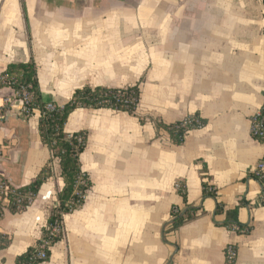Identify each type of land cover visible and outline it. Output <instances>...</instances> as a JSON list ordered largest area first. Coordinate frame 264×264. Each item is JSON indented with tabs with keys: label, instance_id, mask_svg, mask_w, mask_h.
<instances>
[{
	"label": "crops",
	"instance_id": "1",
	"mask_svg": "<svg viewBox=\"0 0 264 264\" xmlns=\"http://www.w3.org/2000/svg\"><path fill=\"white\" fill-rule=\"evenodd\" d=\"M32 61L45 104L63 107L86 86L140 89L135 116L70 115L65 132L87 133L80 162L92 185L41 264H227L228 245L238 249L234 264H264V187L250 177L264 157L252 137L264 105L263 0H0V74ZM20 107L0 129V178L17 189L52 159L41 112L27 116ZM196 114L208 124L180 146L157 129V121ZM52 165L27 210L5 209L0 264H16L42 238L63 187L58 161ZM204 183L216 197L204 196ZM242 201L239 221L253 229L240 236L217 208ZM186 206L199 209L197 218L171 231L173 208Z\"/></svg>",
	"mask_w": 264,
	"mask_h": 264
},
{
	"label": "trees",
	"instance_id": "2",
	"mask_svg": "<svg viewBox=\"0 0 264 264\" xmlns=\"http://www.w3.org/2000/svg\"><path fill=\"white\" fill-rule=\"evenodd\" d=\"M4 74L14 81L16 91L20 92L22 87L31 88L30 90L34 94V99L30 104V109L32 112L34 110H39L41 112L39 132L43 144L48 147L52 157L50 163L30 185L19 188L16 191L11 197L10 204L6 206V209L12 213H20L27 210L39 194L42 185L53 177L52 164L55 160L58 161L60 166V177L63 181V187L57 195L58 205L51 211L48 222L49 230L45 228L42 238L36 245L29 248L16 260V264H41L43 262L35 260V258L41 251L42 245L48 242L49 248H52L64 237V233L57 237H51V228L56 222L63 224L65 215L73 213L84 205L86 194L92 185L88 175L82 170L80 162V157L87 147V133L84 131L73 134L65 132V126L70 115L78 109H110L135 116L140 100V89L138 86L127 89L108 87L91 88L86 86L82 89H77L71 100L63 107H59L53 112H47L46 104L42 101L37 80V67L33 61L31 63L11 64L7 67ZM255 117L252 119V137L264 145V135L259 137L256 136L254 132L256 119L258 123L264 127V105L261 109V116ZM207 124L208 120L203 119L199 114L173 124H165L160 121L156 122L157 129L166 131L173 144L177 146L185 142V138L190 131L202 129L206 127ZM80 138H83V140L80 141ZM261 161H264V157ZM250 177L259 181L264 187V178H261L260 175L254 172ZM181 185L182 188L178 189V191L185 205H187L186 187L183 183H181ZM203 187L205 197H216L215 189L211 192L208 191V184L206 183L203 184ZM21 199L22 201H19ZM261 204L264 206V196L261 197ZM245 205H247V203L242 201L235 209L225 210L224 207L219 204L217 214H225L226 220L224 226L229 230H231L233 226H238L240 228L238 231L240 234H242V231H245L244 234L249 235L253 227L243 225L239 221V210ZM198 212L199 209L188 206H186L184 211H180L179 208L174 207L172 210L173 219L170 224V230L173 232L177 231L187 222L195 220ZM1 218L2 217H0V220ZM7 246L8 241L6 243L0 241V251L7 248ZM50 255L51 250L49 249L47 261L50 259Z\"/></svg>",
	"mask_w": 264,
	"mask_h": 264
},
{
	"label": "built area",
	"instance_id": "3",
	"mask_svg": "<svg viewBox=\"0 0 264 264\" xmlns=\"http://www.w3.org/2000/svg\"><path fill=\"white\" fill-rule=\"evenodd\" d=\"M4 89H10L13 92V95L2 96L1 92ZM30 89L31 88L22 87L21 91L18 92L14 87V81L4 73L0 74V129L3 127L5 123L7 111H9L17 103H20L21 111L27 116L31 115L35 111L34 110L32 112V110L30 109V104L34 99V94ZM57 108L59 107L54 104L51 103L46 104L47 112H53ZM255 116H256L255 118L260 117L261 111ZM255 122H256L254 127L255 135L259 137L263 136L264 127L260 125V123H258L257 119ZM82 140L83 138H80V141ZM255 173L257 175H260L261 178H264V161L259 162L258 168L256 169ZM177 188L178 189L182 188L181 183L177 184ZM17 190H18L17 188L12 187L7 181H5V179L0 178V217L3 216L6 206L10 204L11 197L16 193ZM213 190L214 188L210 184H208V191L211 192ZM262 196H264V193L262 194ZM19 201H22V199ZM47 229L49 230V226H47ZM239 230L240 228L238 226H233V228L231 229V231L237 233L240 236L245 235L244 234L245 231H242V234H240L238 232ZM63 233H64V223L62 224L56 222V224L51 228V237H57ZM0 241L5 243L7 242L6 235L2 234L1 232H0ZM49 249L51 250V248H49V243L45 242L42 245L41 251L38 253L35 260H40L43 263L46 262L48 259ZM225 256H226L227 264H234L238 257L237 247L235 245H228L225 249Z\"/></svg>",
	"mask_w": 264,
	"mask_h": 264
}]
</instances>
